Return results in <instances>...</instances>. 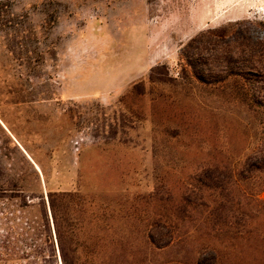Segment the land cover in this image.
Masks as SVG:
<instances>
[{
    "label": "rangeland",
    "instance_id": "rangeland-1",
    "mask_svg": "<svg viewBox=\"0 0 264 264\" xmlns=\"http://www.w3.org/2000/svg\"><path fill=\"white\" fill-rule=\"evenodd\" d=\"M0 5L3 175L13 161L25 170V155L48 176L40 184L28 171L36 195H84L74 217L82 263L83 233L106 227L127 235L139 264H195L203 239L157 251L143 235L194 230L201 202L210 211L220 198L200 188L205 169H241L262 146L264 111L247 89L264 86V0ZM262 180L230 184L227 210L241 222L226 228L220 264H264ZM39 200L0 199V264L43 263Z\"/></svg>",
    "mask_w": 264,
    "mask_h": 264
},
{
    "label": "trees",
    "instance_id": "trees-1",
    "mask_svg": "<svg viewBox=\"0 0 264 264\" xmlns=\"http://www.w3.org/2000/svg\"><path fill=\"white\" fill-rule=\"evenodd\" d=\"M217 31L219 32V30ZM187 59L190 64L191 59ZM258 66L257 64H252L250 68L256 69ZM194 67L196 69L197 66ZM228 67L233 69L234 66ZM235 73L238 74L239 71L235 70ZM247 93L251 94L253 98L259 99L254 105H257V107L262 108L264 111V86H253L251 89H247ZM0 127H2L1 124ZM261 145L256 154L250 156L241 169L233 166L227 172L221 166H216L214 169H205L202 174L203 181L200 183V188L212 189L214 191L219 190L220 198L215 200V205L210 208V211V206L207 205V202H201L207 209L199 217L198 224L197 226L195 225L194 230L175 228L168 232L160 230L150 231L143 235L146 243L152 244L157 251H164L165 248L185 243L190 238L199 237L203 240L194 249V252L199 256L195 264H220V250L227 247L224 244L223 237L227 234L228 236L230 235V231H227L226 228L228 225L241 222L240 220L233 221L235 218L234 214L232 215L227 210V204H229L230 200L226 198L230 194L228 188L230 184H235L237 187L241 186V181L244 179L258 181L262 176L264 179V142ZM6 158L7 154L2 152V147L0 146V199L5 197L8 199L16 198L24 200L26 205L32 203L28 202L30 199L37 197L40 199L38 204L43 223L42 235L37 236L45 244L40 252L42 264H57L53 231L57 238L62 264H139L137 261L138 256L134 250L124 245L127 235L116 230L107 229L106 227L87 230L83 233L88 240V244L84 250L88 260L84 263L80 262L77 255L79 248L74 245L78 234L77 229L74 227V217L76 213L83 211L87 203L84 195L76 191H55L48 184L49 189H47L45 195H36L35 188L29 183L31 175H29L28 171L30 170L32 177L38 183L40 182V184L44 175L48 183L46 172L38 169L36 164L24 155L26 171L15 165L13 161L11 162V169H9L12 170V173L6 177L3 175L5 170L8 169L4 165ZM10 159L14 158L10 157ZM257 185L260 187V190L264 189V180L258 182ZM186 199L187 201L184 198L186 207L193 204L190 199ZM176 219L180 220L182 218L176 216ZM193 219L191 217L190 221ZM51 223H53V229ZM27 224L30 231L33 225L30 221H27ZM208 254H211L212 260L206 258Z\"/></svg>",
    "mask_w": 264,
    "mask_h": 264
},
{
    "label": "water",
    "instance_id": "water-1",
    "mask_svg": "<svg viewBox=\"0 0 264 264\" xmlns=\"http://www.w3.org/2000/svg\"><path fill=\"white\" fill-rule=\"evenodd\" d=\"M39 169V168H38Z\"/></svg>",
    "mask_w": 264,
    "mask_h": 264
}]
</instances>
